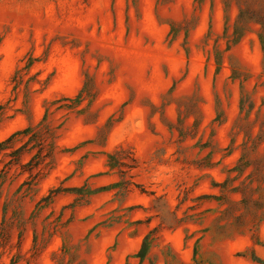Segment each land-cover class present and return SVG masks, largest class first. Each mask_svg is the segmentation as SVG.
I'll use <instances>...</instances> for the list:
<instances>
[{
    "label": "rangeland",
    "instance_id": "374dc122",
    "mask_svg": "<svg viewBox=\"0 0 264 264\" xmlns=\"http://www.w3.org/2000/svg\"><path fill=\"white\" fill-rule=\"evenodd\" d=\"M238 2L0 0V264H264Z\"/></svg>",
    "mask_w": 264,
    "mask_h": 264
},
{
    "label": "trees",
    "instance_id": "16d2710c",
    "mask_svg": "<svg viewBox=\"0 0 264 264\" xmlns=\"http://www.w3.org/2000/svg\"><path fill=\"white\" fill-rule=\"evenodd\" d=\"M237 21H251L257 25V35L260 41L264 57V0H239ZM67 189L73 190L74 188ZM144 251L145 248L142 244L140 249L141 256L144 254ZM250 257L252 260L258 263L262 262L261 258L257 256L254 252H251Z\"/></svg>",
    "mask_w": 264,
    "mask_h": 264
}]
</instances>
